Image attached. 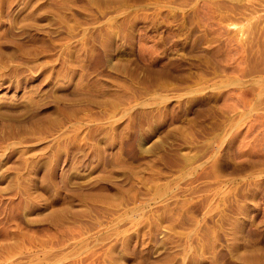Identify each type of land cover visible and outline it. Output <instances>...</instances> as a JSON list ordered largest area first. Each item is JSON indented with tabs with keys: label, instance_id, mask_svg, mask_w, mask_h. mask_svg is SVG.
Segmentation results:
<instances>
[{
	"label": "rangeland",
	"instance_id": "obj_1",
	"mask_svg": "<svg viewBox=\"0 0 264 264\" xmlns=\"http://www.w3.org/2000/svg\"><path fill=\"white\" fill-rule=\"evenodd\" d=\"M0 264H264V0H0Z\"/></svg>",
	"mask_w": 264,
	"mask_h": 264
}]
</instances>
